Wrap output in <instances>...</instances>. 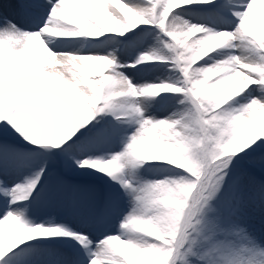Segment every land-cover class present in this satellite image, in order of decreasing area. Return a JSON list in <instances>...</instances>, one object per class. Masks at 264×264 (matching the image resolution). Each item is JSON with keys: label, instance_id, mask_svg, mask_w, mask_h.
<instances>
[{"label": "snow or ice", "instance_id": "snow-or-ice-1", "mask_svg": "<svg viewBox=\"0 0 264 264\" xmlns=\"http://www.w3.org/2000/svg\"><path fill=\"white\" fill-rule=\"evenodd\" d=\"M0 264H264V0H3Z\"/></svg>", "mask_w": 264, "mask_h": 264}, {"label": "rangeland", "instance_id": "rangeland-1", "mask_svg": "<svg viewBox=\"0 0 264 264\" xmlns=\"http://www.w3.org/2000/svg\"><path fill=\"white\" fill-rule=\"evenodd\" d=\"M256 7H257V9L259 10V9L261 8V5L258 4ZM259 7H260V8H259ZM194 17H195V20L192 19V18H194ZM187 18L191 19L193 23H199V18H198L197 15H193L192 18H191V17H187ZM207 22L210 23L209 21H207ZM110 26L115 27L114 25H110ZM130 72H131V71H130ZM127 74H129V73H127ZM157 74H158V75H164L165 73H160V72H158ZM161 113L164 114L163 112H161ZM146 167H147V166H146ZM144 174H145V176H147L148 178H152L153 176L158 175L157 172L152 171V170L147 171V172H145ZM161 174H162V173H161Z\"/></svg>", "mask_w": 264, "mask_h": 264}, {"label": "bare ground", "instance_id": "bare-ground-1", "mask_svg": "<svg viewBox=\"0 0 264 264\" xmlns=\"http://www.w3.org/2000/svg\"><path fill=\"white\" fill-rule=\"evenodd\" d=\"M3 2V0H0V3H2ZM77 19H79V17H77ZM77 48H79L80 50H81V48H82V46L80 45V44H76V43H73L71 40L69 41V44H68V49L67 50H75V49H77ZM32 54L31 53H29V56H31ZM149 72H151V70L149 71ZM95 75V74H94ZM158 76V75H157ZM156 76H154V78H155ZM153 78V79H154ZM158 100H159V98H157ZM162 114V113H161ZM122 247V246H121Z\"/></svg>", "mask_w": 264, "mask_h": 264}]
</instances>
